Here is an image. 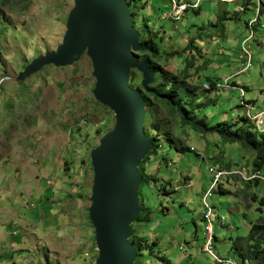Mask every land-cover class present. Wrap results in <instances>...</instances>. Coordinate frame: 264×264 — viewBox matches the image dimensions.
<instances>
[{
  "label": "rangeland",
  "instance_id": "obj_1",
  "mask_svg": "<svg viewBox=\"0 0 264 264\" xmlns=\"http://www.w3.org/2000/svg\"><path fill=\"white\" fill-rule=\"evenodd\" d=\"M218 1L203 3L200 11L190 10L176 21L169 18L168 0H139L137 19L149 17L155 31L166 29L171 52L182 53L195 38L192 49L200 66L192 79L195 88L208 91V78L220 83L198 98L201 117L213 124L238 120L258 132L248 116L264 111V13L258 16L253 5L242 12L240 0ZM73 8V0H0V264H96L99 256L90 218L95 179L91 154L113 130L115 116L95 99L91 58L84 53L73 65L49 66L37 77L29 76L27 89L37 98L23 96V106L13 117L1 106L3 97L15 101L19 74L62 44ZM225 13L228 20L219 30L217 18ZM234 13H239L236 19ZM255 17L258 21L251 24ZM244 48L251 58L245 70L249 56ZM168 65L173 71L178 67L171 58ZM136 75L142 82L141 73ZM164 122L175 137L165 142L160 162L147 168L159 180L147 198L156 208L150 235L163 239L168 256L179 245L186 251H178L179 256L187 255L188 264H216L210 255L198 252L206 242L203 199L214 181L211 169L238 170L221 177L207 204L215 216L214 253L241 264L231 242L264 217L262 179L257 177L259 184L247 191L258 196L255 202L246 201L249 209L240 196L246 190L242 180L254 171L253 153L218 135L179 128L171 119ZM165 158L171 160L169 165ZM257 173L263 177L264 166ZM169 182L175 203L166 204L171 206L168 211L161 205L173 197L158 189Z\"/></svg>",
  "mask_w": 264,
  "mask_h": 264
},
{
  "label": "water",
  "instance_id": "obj_2",
  "mask_svg": "<svg viewBox=\"0 0 264 264\" xmlns=\"http://www.w3.org/2000/svg\"><path fill=\"white\" fill-rule=\"evenodd\" d=\"M73 1L62 44L31 62L16 81L48 65H73L84 53L91 58L95 99L115 116L113 130L91 154L95 179L90 218L99 251L96 264H136L138 251L131 238L142 213L139 168L154 145L145 132L146 101L129 82L130 71L137 70L147 90L153 73L135 55L144 47L125 0Z\"/></svg>",
  "mask_w": 264,
  "mask_h": 264
},
{
  "label": "trees",
  "instance_id": "obj_3",
  "mask_svg": "<svg viewBox=\"0 0 264 264\" xmlns=\"http://www.w3.org/2000/svg\"><path fill=\"white\" fill-rule=\"evenodd\" d=\"M210 1L216 3L219 2L214 0ZM240 1V6L243 10L242 12H244L248 6L253 5V8L258 16L261 13H264V0ZM125 2L129 6L134 28L140 33L138 42L144 47V49L137 51L135 55L139 61H144L153 73L152 82L148 85L147 90L143 89L141 81L138 82L140 79H137V70L130 71L129 82L131 87L141 91L146 101L147 116L145 122V132L149 141L154 145L153 151L144 160L141 168H139L141 178L139 197L141 201L142 213L133 226L134 234L131 238V243L138 251V260L136 264H188V262H190V258L186 259V261L184 259L187 255L179 256V252L183 255L186 252L184 249H181L179 245L177 250L175 249L172 254L168 256L169 254L166 253V249H163V239L161 240L159 237L152 238L150 235V229L152 228L151 225L154 223V212L156 208H153L149 204V200H147V198L153 196L154 187L157 190L159 180L155 176L151 175L147 171V168L150 167L155 160L158 163L160 162L162 158L160 154L164 150L165 142L169 140L170 137H175V133H172L170 130L169 122L162 123L163 119L166 118L174 120V124L179 128L189 127L203 135H218L224 142L237 143L243 150L253 153L254 171L251 175H247L245 179L242 180L246 186V190L242 191V194H240L241 199L244 201L246 210L251 207L250 204H246L247 200H251V202L258 200L257 195H251L247 191L251 185L259 184V179L254 178V182L252 183L250 177L257 174V172L264 166V134L256 132L254 129H251L248 124L245 122H238V120L230 123L220 121L213 124L208 121L206 116L201 117L202 106L198 105V98L201 99V97L204 94L206 95L209 93L211 89L214 90L220 87V83L214 80L211 81L212 79L208 78V81H206V86L209 88L208 91L204 90L205 92L203 93L200 89L198 90L195 88L196 84H194L192 79L200 70V66H196L198 60L195 58L192 49V42L195 38L188 40V45L182 53L177 51L171 52L172 47L170 49V43H166L167 37H165L166 34H168V31L163 27H159V29L155 31V28H152L154 23L150 22L149 17L138 21L137 16L140 8L137 6L139 0H125ZM143 7L144 4L141 5V9H143ZM200 8L198 11H200ZM226 14L227 13L222 15L224 17L219 16L217 18V26L219 27V30H224V24L222 21L228 20L226 18ZM238 14L239 13H234L235 19ZM253 20V22H250L251 24L258 21L256 17ZM199 57L202 58V56ZM170 58L178 65L175 71L169 70L168 68ZM49 66L52 67L53 65L45 66L31 76H34V78L37 77L43 71L49 69ZM54 67L55 66H53V68ZM194 69L196 70L195 74ZM28 79L29 78L24 79L20 83L14 84L16 86L18 85V90L16 91L14 98L15 101H11V99L6 100L4 97L2 98L1 106L4 107V109H8L9 114L13 113L12 116L9 117L14 116L19 108L18 106H23L19 102L23 96L37 98V94L31 95L28 91L30 88L26 83ZM19 86L24 88H20ZM167 130H170L169 134L167 133ZM165 159L167 165H169L171 160L169 158ZM219 171L231 173L230 175H232L234 174L233 172L238 170L233 171L231 168L225 167L220 168ZM260 182L264 183V181ZM171 184L172 182L164 183L162 185V189H158V192L161 193L163 191L166 197L167 195H171L173 197L175 191L170 190L169 186ZM158 192H156V194ZM174 199L175 198L173 197L172 200H167V202L161 205V207H166L164 210L169 211L171 206H166V204H168V202L169 204L175 203ZM261 202L264 206V197L261 198ZM259 210L260 212H263L262 208ZM139 226H143L144 230H140ZM147 230L149 231L146 232ZM217 240V236L214 235L213 244H215ZM183 247L185 248V246ZM230 249L238 254L241 264H264V217L261 216L251 222L248 234L236 237V239L231 242ZM170 252L171 250L169 249V253ZM188 257L192 256L188 255Z\"/></svg>",
  "mask_w": 264,
  "mask_h": 264
},
{
  "label": "built area",
  "instance_id": "obj_4",
  "mask_svg": "<svg viewBox=\"0 0 264 264\" xmlns=\"http://www.w3.org/2000/svg\"><path fill=\"white\" fill-rule=\"evenodd\" d=\"M210 0H193L192 2H183L181 0H168V2L172 6V10L169 13V18L172 20L179 21L190 10L196 11L198 10L203 3H208ZM218 1V0H214ZM244 53L249 56V60L247 61L246 67L243 69H247L251 64V58H250V52L247 50V48H244ZM227 85V81L225 83ZM242 91V90H241ZM243 92V91H242ZM242 105L248 107L247 103L243 101L242 99ZM248 118L252 121L254 126L257 128L259 133L264 134V111L258 112L255 115L249 114ZM211 173H214V181L210 188L206 191L204 195V206L206 208L205 213V220L207 221L205 227H204V235L206 238V242L204 245V248L199 249L200 254H208L210 255L213 260L216 262V264H235L232 260H226L221 257H219L217 254L214 253V244H213V236L214 231L212 229L211 223L215 220V216L212 212V209L207 204V200L213 197V191L215 189L216 184L220 181L221 177L225 174H228L224 171H216L214 169L210 170ZM260 178L264 181V177L260 176L258 173L252 175L250 178Z\"/></svg>",
  "mask_w": 264,
  "mask_h": 264
},
{
  "label": "bare ground",
  "instance_id": "obj_5",
  "mask_svg": "<svg viewBox=\"0 0 264 264\" xmlns=\"http://www.w3.org/2000/svg\"><path fill=\"white\" fill-rule=\"evenodd\" d=\"M229 174H231V173H228L227 175H229ZM216 263V262H215Z\"/></svg>",
  "mask_w": 264,
  "mask_h": 264
},
{
  "label": "crops",
  "instance_id": "obj_6",
  "mask_svg": "<svg viewBox=\"0 0 264 264\" xmlns=\"http://www.w3.org/2000/svg\"><path fill=\"white\" fill-rule=\"evenodd\" d=\"M260 176H262V175H260Z\"/></svg>",
  "mask_w": 264,
  "mask_h": 264
}]
</instances>
